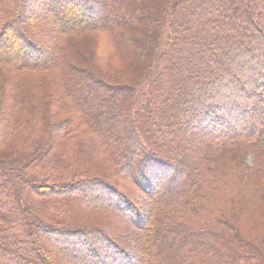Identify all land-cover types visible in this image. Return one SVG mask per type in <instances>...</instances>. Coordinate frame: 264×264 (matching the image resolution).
<instances>
[{
    "label": "trees",
    "instance_id": "trees-1",
    "mask_svg": "<svg viewBox=\"0 0 264 264\" xmlns=\"http://www.w3.org/2000/svg\"><path fill=\"white\" fill-rule=\"evenodd\" d=\"M43 1L49 5L54 0ZM55 2L57 4L50 9L61 19H66L64 16L67 5L76 11L80 9L79 6L88 11L97 10L95 0ZM188 2L191 10L188 14L190 23L187 21L189 25L180 26L181 22H175V36L165 50L162 72L149 89L146 106L130 115L125 133L123 128L119 131L123 136L121 139L116 137V131L112 128L111 132L105 128L96 130L97 134H101L102 146L109 151L112 159L119 161L118 165L129 173L134 183L152 197L154 205L148 222L146 208H140L138 201L127 196L103 175L87 177L80 165L70 168L71 171L68 169V172L62 168L63 175H56L61 169L49 162L50 160L38 159V155L34 153L26 154L32 142L34 148H39L45 132L37 134L34 140L21 139L17 143L24 150L20 162L27 163V160H31L32 164L28 165H31L29 167L33 168L37 177L43 174L54 180L62 178L60 188L65 189L56 192L57 188L55 190L50 186L40 185L32 187L35 191H39L40 195L59 197L53 201L56 208L65 209L70 203L76 202L75 205L83 209L96 201L86 196L84 200L74 192L100 196L113 203L136 226L142 228L141 251L128 250L117 245L114 237L102 228L76 222L58 226L55 223H41L36 226L35 234L32 230L28 234L25 227H32L26 224V220L23 222L26 225L24 226L17 216H10L15 209H24L23 206L17 205L13 208L14 197L4 192L0 186V223H8L0 227V264H32L33 259L27 256L28 249L23 246L27 242L38 252L45 253L46 249L38 238L41 234L73 244L77 257L89 259L79 264H174V255H178L176 250L180 248L176 246L171 249L175 246L170 243V247L164 239L166 235L176 237L175 230L180 222H177L178 226H173L168 210L187 207L191 219L184 223L185 226L190 232H194L193 238L195 232L202 233L199 244L189 240L183 242L190 244L186 256V259H191L190 264H264V215L259 220H249L253 206L264 209V156L261 153L264 148V48L261 46L253 50L246 46L244 40L234 53L229 44L233 37L250 31V41L256 38L264 45V0ZM12 11L7 15L0 8V41L4 47H11L13 43L23 41L24 38L25 31L18 25V16H12ZM96 19L97 22L92 26L86 23L73 27L63 23L61 26L64 28L60 33L93 28L109 29L107 20L112 21V18L108 9L102 8L101 15ZM218 21L222 24H238L225 29L228 32H222ZM207 33L218 36L212 46H204L199 40L201 35ZM24 39L28 42L29 49L22 56L23 59L0 54V142L6 141L7 137L9 139L10 135L25 133L29 121L23 109H34L40 103L34 90L41 88L45 80L49 81L57 76L52 71L55 64L42 65L26 58L31 53L38 55L41 47ZM197 48L201 49L199 58L196 55ZM29 76L32 77L31 87L26 82ZM180 76L186 78L185 83L191 84V91L188 98H185L187 104L182 101L172 107L167 118L163 119L162 106L165 97H162L166 91L178 89L172 88L171 83ZM171 97H175V94H171ZM32 116L36 117L35 114ZM150 116L156 121L150 119ZM179 123L181 124L178 125ZM178 127L182 129L181 134L174 136V129ZM190 129L200 131L199 137L210 138L205 144L209 155H201L199 152L195 154V147L187 148L195 156L198 155L197 161L190 162L192 173L185 170V160L175 155L180 149L178 139L186 138V132ZM33 137L34 135L31 138ZM8 143V146H13L16 140ZM258 148L261 150L258 151ZM238 149H255L252 152L253 165L243 163L241 156L236 159L240 155ZM203 151L204 148L201 149ZM37 160L42 161V164L36 162ZM212 160L216 162L214 167L207 164ZM202 161L206 163L203 164ZM69 175L72 176L64 179ZM0 177L4 179V185L11 183L3 167H0ZM169 190H172V194ZM158 192L162 194V198H157ZM4 206L8 208L5 209ZM64 209L57 210L70 212V209ZM243 215L247 216L245 218L248 219V226L246 223L242 224L243 221L246 222L242 219ZM157 226L161 231L156 230ZM94 230H97V234L91 232ZM90 233L93 235L92 239L96 237L95 243L90 240ZM171 240L175 241L173 238ZM8 241L12 246L11 250L7 248ZM58 249L67 261L73 263L75 253L64 252L62 246Z\"/></svg>",
    "mask_w": 264,
    "mask_h": 264
},
{
    "label": "rangeland",
    "instance_id": "rangeland-1",
    "mask_svg": "<svg viewBox=\"0 0 264 264\" xmlns=\"http://www.w3.org/2000/svg\"><path fill=\"white\" fill-rule=\"evenodd\" d=\"M2 1H0V8L4 13L9 15L14 10L12 16H18V25L25 31L23 37L41 47L38 55L31 53L26 58L30 62L38 61L42 65L55 64L52 71H54V75L57 74L49 81L45 80L42 87L38 88L37 91L34 90L39 96L38 107L23 109L29 121L25 133L10 135V140L7 137L6 141L0 142V167L5 168V172L11 179L9 185H4V179L0 177L1 189L14 197L13 208L17 205L24 208L15 209L10 216H17L19 222L22 223L26 220V224L32 227V229L25 227L28 234L31 230L35 234L36 226L41 223H55L58 226L62 223L76 222L102 228L107 231L108 235L114 237V242L117 245L126 247L128 250L141 251L143 246L142 228L136 226L113 203L102 199L100 196L74 192L76 196L83 199L86 196V198L96 199V201L83 209L75 205L76 202L70 203L65 209L56 208L53 201L59 197L44 196L40 195L39 191H35L32 187H39L40 185L50 186L55 190L57 188L56 192L65 189L60 188V184L63 183L61 182L62 178L54 180L43 174L37 177L33 168L29 167L31 165H28L32 164L31 160H27V163L25 161L20 162L24 150L22 145L17 143H20L21 139L34 140L37 134L45 132L39 148H34L32 142L29 146L31 151H25L26 154L34 153L38 155V159L50 160L49 162L61 169H59L60 173L58 172L56 175H63L62 168L67 169L68 172V169L71 171L70 168L74 169L77 165H80V169L85 172L87 177L95 174L103 175L127 196L138 201L139 207L146 208V221L148 222L152 217L154 205L152 197L146 195L134 183L129 173L118 165L119 161L115 162L112 159L109 151L102 146L101 134H97L96 130L97 128H101V130L105 128L110 132L116 131V137L121 139L123 137L120 133L121 128L125 133L130 115L146 106L150 95L149 89L153 83L155 84L162 72L165 50L175 36L173 32L175 22H181L182 24L179 23L180 26L189 25L190 2L188 0H95L97 10L88 11L85 7L79 6L81 10L76 11L67 5L64 16L66 19H61L60 16L53 14L50 9L54 4H57L55 0L49 5L43 0ZM102 8L108 9V12L111 13L112 21L107 20L109 29L93 28L91 30L85 29L86 31L76 30V32L60 33L64 28L62 27L63 23L73 27L86 23L92 26L93 23L97 22L96 18L101 15ZM221 21L218 23L222 32L228 27H234L238 24L235 22L222 24ZM251 35L250 31H245L233 37L230 42L228 41L234 49V53L244 40H246V46L253 50L256 47L259 49L261 46L262 49L264 48V45H261L256 38L250 41ZM24 38L23 41L13 43L11 47L2 46L0 41V54L20 59L29 49L27 48L28 42ZM217 38L218 36L215 34L207 33L204 36L201 35L199 40L204 46H212ZM201 49L204 50L203 47ZM201 49L197 50L198 58ZM31 79L32 77L29 76V79L26 80L29 82V87H31ZM184 80L186 78L183 76L175 78L171 86L178 89L166 91L163 95L162 98L165 97L162 106L163 119L167 118L172 107L179 105L182 101L187 104L185 98H188L191 84L185 83ZM173 93L175 97L170 98ZM32 114H35L36 117H33ZM150 119L155 120L153 116H150ZM181 131L180 127L174 129V136L181 134ZM200 133L196 129H190L186 132V138L180 137L178 139L180 149L175 155L185 160L187 165L185 170L189 173L192 170L190 162L192 163V160L197 161L198 156L189 151L190 148L195 147V154L198 152L201 155L210 154L209 150L205 148V144L210 138L199 137ZM33 135L34 137L31 138ZM14 139L16 144L8 146V142ZM203 148L204 151L201 152ZM254 150L238 149L240 155H237L236 159L238 160L241 156L243 163L248 166L253 165L252 152ZM257 150L261 149L258 148ZM261 153L264 156V148ZM72 157L76 162H73ZM36 162L42 164V161L37 160ZM202 162H204L203 164L206 163L205 161ZM207 164L214 167L216 162L214 163L212 160L211 163ZM71 176H65L64 179ZM167 176L170 177L169 174ZM53 181L60 183H52ZM180 185L182 187V184ZM169 193L172 194V190H169ZM157 195V198H162L160 192ZM57 209H70V212L58 211ZM188 210V207L168 210L172 225L178 226L177 222H180V226L176 227L175 230L176 237L170 236L175 241H172L168 235L164 239L167 244L172 243L175 246L171 249H175L176 246L180 248L176 250L179 256L174 255V264H190L191 259H186L187 247L190 244H183V242L189 240L199 244L202 239V233L196 232L195 238H193L194 232H190L184 224L191 219ZM263 215L264 209L262 207L253 206L249 220H259ZM243 216L242 219L246 222L243 221L242 224L246 223L248 226V219L245 218L247 216ZM6 223L1 222L0 227L6 226L8 224ZM156 230L161 231L159 226L156 227ZM159 231L158 233H160ZM91 232L97 234V230ZM92 233L89 235L90 240L93 236ZM38 236L46 249L47 256L44 252L35 250L31 244L24 243L23 248L28 249L27 256L33 259L32 264H79L89 261L87 257L85 259L83 256H80L82 259L77 257L71 243L60 241L56 239L57 237L52 238L49 235L43 236L41 234ZM95 238L93 237V242L96 240ZM8 244L9 247L7 248L11 250L12 246L9 241ZM60 246L64 252L75 253V257L72 258L73 263L67 261L60 253L58 249ZM169 246L172 247L171 244Z\"/></svg>",
    "mask_w": 264,
    "mask_h": 264
}]
</instances>
